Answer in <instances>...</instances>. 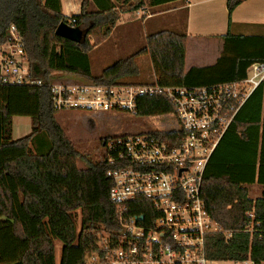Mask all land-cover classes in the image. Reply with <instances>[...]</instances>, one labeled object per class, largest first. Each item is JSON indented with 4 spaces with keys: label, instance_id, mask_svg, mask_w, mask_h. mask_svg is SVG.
<instances>
[{
    "label": "trees",
    "instance_id": "16d2710c",
    "mask_svg": "<svg viewBox=\"0 0 264 264\" xmlns=\"http://www.w3.org/2000/svg\"><path fill=\"white\" fill-rule=\"evenodd\" d=\"M176 1L187 0H83L80 13L68 17L62 12V0H0V45L10 40L9 29L16 26L31 75L45 81L41 87L0 86V264H58V242L62 244L59 264H87L95 255L104 261L103 234L113 246L121 231L107 174L130 162L109 161V139L104 140L102 160L81 155L56 119L50 89L55 75H73L100 86L138 84L126 79L140 76L137 59L148 55L158 85L191 89L244 80L252 65L264 64V38L228 34L214 65L186 71L188 36L159 31L147 37L139 52L119 59L100 76L92 74L90 51L111 36L123 16L134 17L147 5L155 8ZM244 1L228 0L229 14ZM61 23L78 28L80 41L57 36ZM91 38L96 39L94 45ZM174 112L165 95L137 99V117ZM15 117L31 119L30 133L19 139L13 137ZM151 134L168 144L185 138L184 133ZM79 161L86 167L79 168ZM253 185L263 188L255 200L249 196ZM202 200L212 220L231 233L228 238L222 231L207 235V259L263 263L264 83L239 110L212 154ZM127 211L143 215L145 223L155 219L152 202L142 197L129 202Z\"/></svg>",
    "mask_w": 264,
    "mask_h": 264
},
{
    "label": "built area",
    "instance_id": "2783aa9c",
    "mask_svg": "<svg viewBox=\"0 0 264 264\" xmlns=\"http://www.w3.org/2000/svg\"><path fill=\"white\" fill-rule=\"evenodd\" d=\"M10 40L0 45V86L45 85L31 75L28 54L16 26L9 29ZM264 83V64H254L244 80L212 87H161L156 83H120L100 86L94 83H52L54 109L91 112H120L135 115L137 99L165 95L174 113L167 118L168 131L184 133L179 144H168L148 132L118 137L108 143L109 161L130 162L109 171L113 186L112 202L117 204L120 234L111 246L105 239L104 261L99 264H209L206 237L225 232L210 217L202 200L207 164L237 113L253 92ZM142 197L152 202L153 222L132 215L127 204ZM143 216L141 221L139 218ZM252 216V215H251ZM252 231V229H250ZM230 264H256L251 259ZM261 264H264L261 263Z\"/></svg>",
    "mask_w": 264,
    "mask_h": 264
},
{
    "label": "rangeland",
    "instance_id": "374dc122",
    "mask_svg": "<svg viewBox=\"0 0 264 264\" xmlns=\"http://www.w3.org/2000/svg\"><path fill=\"white\" fill-rule=\"evenodd\" d=\"M71 2L69 7L67 3ZM81 4L79 0H62V12L64 15L70 17L74 14H79L81 11ZM94 8L91 6L89 11H93ZM164 11L163 8H152L146 6L143 10L136 12L134 17L123 16L125 19H121V22L126 24L116 28L115 36L109 37L101 45H95L90 51V59L92 65V74L94 76H100L104 70L112 66L119 59H124L134 55L146 46V38H144V26L143 20L147 17H152ZM187 12L183 10L179 15H176L174 20L176 21V29L165 28L164 31L176 32L178 34L184 33L185 22ZM160 20H164L165 17H157ZM173 18L170 19L173 20ZM155 19V18H154ZM124 20V21H122ZM164 22L170 27V24L166 19ZM117 24V26H118ZM124 26V27H123ZM165 26V27H168ZM86 26L85 28H87ZM114 28V29H115ZM113 29V30H114ZM128 32L126 39L121 38V33ZM156 33V32H155ZM121 38V39H120ZM123 40L116 43V40ZM117 40V41H118ZM91 45L96 43V39L91 38ZM137 64L141 70V74L137 78H128L126 81L129 82H151L156 80L155 73L151 59L148 55L141 56L137 59ZM64 83L74 82L78 84H89L92 83L88 80L82 79L73 75L57 74L54 76L52 83ZM56 119L60 126L64 129L67 137L77 147L81 155L86 158L92 159L93 161L102 160L106 155L104 140L109 139L110 142L114 141L117 137L134 135L141 136L148 132L155 130L168 131L170 129V121L167 118H140L129 113H102V112H91V111H79V110H63L56 114ZM30 121V122H29ZM31 120L27 117L15 118L14 125V138H21L26 136L27 128L30 129ZM79 168H85L84 162H78ZM263 188L259 185H253L249 187V196L253 200L262 194ZM104 239L107 238V234H103ZM103 239V241H104ZM62 244L58 242L56 244L57 251V262L59 264L61 255ZM87 264H99L97 257H90ZM209 264H230L229 262H212Z\"/></svg>",
    "mask_w": 264,
    "mask_h": 264
},
{
    "label": "crops",
    "instance_id": "0c3cea01",
    "mask_svg": "<svg viewBox=\"0 0 264 264\" xmlns=\"http://www.w3.org/2000/svg\"><path fill=\"white\" fill-rule=\"evenodd\" d=\"M79 1L82 2L83 0ZM227 1L228 0H187L176 1L156 7L164 9L157 17H165L163 19L169 22L170 27L164 20H160V18L155 16L147 17L143 20L144 26L146 27L143 32L144 38H146L148 34L164 31L166 30L165 28L176 29L174 28L176 27V21L173 17L179 15L183 10H186L187 16L184 28V33L188 36L186 71H189L193 67L203 68L212 66L221 58L224 50L225 38L228 34L240 38H264V0H246L238 5L231 15L228 11ZM70 3L71 2L67 3V7L71 5ZM171 18H173V20L170 21ZM123 19H125V17H123ZM124 24H126V22H121L116 28ZM116 28L113 30L110 38L115 36ZM127 34L128 32L124 31L121 33V38L126 39ZM117 40L116 43L123 41ZM155 81L156 80L151 82H140L138 84H152ZM30 131L31 125L30 129L28 127L27 132L24 134H29Z\"/></svg>",
    "mask_w": 264,
    "mask_h": 264
},
{
    "label": "water",
    "instance_id": "95a60500",
    "mask_svg": "<svg viewBox=\"0 0 264 264\" xmlns=\"http://www.w3.org/2000/svg\"><path fill=\"white\" fill-rule=\"evenodd\" d=\"M56 35L64 39L78 42L81 39V32L78 28H74L66 23H61L56 30ZM141 221L144 219L143 216L139 218Z\"/></svg>",
    "mask_w": 264,
    "mask_h": 264
}]
</instances>
